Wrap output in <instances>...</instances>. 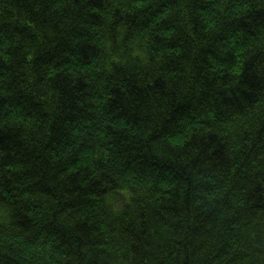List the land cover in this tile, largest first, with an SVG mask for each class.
Wrapping results in <instances>:
<instances>
[{
    "label": "trees",
    "instance_id": "obj_1",
    "mask_svg": "<svg viewBox=\"0 0 264 264\" xmlns=\"http://www.w3.org/2000/svg\"><path fill=\"white\" fill-rule=\"evenodd\" d=\"M0 264H264V0H0Z\"/></svg>",
    "mask_w": 264,
    "mask_h": 264
}]
</instances>
